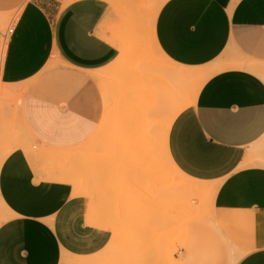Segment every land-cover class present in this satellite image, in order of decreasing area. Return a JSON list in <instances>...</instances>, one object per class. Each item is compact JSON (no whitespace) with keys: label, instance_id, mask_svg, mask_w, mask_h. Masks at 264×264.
I'll use <instances>...</instances> for the list:
<instances>
[{"label":"crops","instance_id":"1","mask_svg":"<svg viewBox=\"0 0 264 264\" xmlns=\"http://www.w3.org/2000/svg\"><path fill=\"white\" fill-rule=\"evenodd\" d=\"M13 10L0 85L20 97L36 145L17 139L0 158V264H104L120 246L112 249L126 202L114 223L87 187L75 194L72 182L53 179L40 150L73 154L99 133L111 70L126 51L115 35L140 33L148 19L172 66L166 74L182 68L201 78L193 97L175 102L167 153L181 173L215 189L203 245L170 253L165 264H228L229 247L239 255L233 264H261L264 0H0V14Z\"/></svg>","mask_w":264,"mask_h":264},{"label":"rangeland","instance_id":"2","mask_svg":"<svg viewBox=\"0 0 264 264\" xmlns=\"http://www.w3.org/2000/svg\"><path fill=\"white\" fill-rule=\"evenodd\" d=\"M18 12L0 14V60L8 31ZM150 25L151 19H148L137 26L140 33L115 35L131 56L122 57L119 65L111 70L108 112L99 133L73 154L40 150L48 155H65L61 160L40 157V165L52 173L53 179L60 175L71 177L69 172L73 170V181L70 182L77 189L87 187L94 205L111 211L114 223L120 221L116 210L119 200L126 202L128 214L120 225H115L116 244L112 249L120 246L105 258L104 264H118L119 261L124 264H165L168 254L203 245L205 229L210 224V195L167 191L168 181L177 180V177L172 176L158 154L160 134L154 139L157 155L142 154L140 131L147 128L152 119L156 120V126L162 125L175 108V102L180 104L194 96L201 79L194 75L184 83L178 77L166 74L165 70L172 66L155 51ZM20 100L15 90L0 85V158L17 139L36 145L22 124ZM124 142H128L127 145L122 144ZM134 142H137L136 146L131 144ZM31 149L35 150L34 145ZM68 154L71 159L76 158L73 168L69 166ZM50 163H53L52 167ZM135 206L140 212L137 218L131 209ZM139 221L143 223L140 227ZM228 253V264H233L238 252L229 247Z\"/></svg>","mask_w":264,"mask_h":264},{"label":"bare ground","instance_id":"3","mask_svg":"<svg viewBox=\"0 0 264 264\" xmlns=\"http://www.w3.org/2000/svg\"><path fill=\"white\" fill-rule=\"evenodd\" d=\"M159 5V4H158ZM161 5V4H160ZM158 7V6H157ZM158 10V9H157ZM154 18V17H153ZM153 20V19H152ZM154 21V20H153ZM2 24V23H0ZM152 37V36H151ZM153 40V39H152ZM151 40V41H152ZM153 43V42H152ZM5 45L3 47V51H4ZM154 49L155 51L160 55L161 52L158 50L157 46L154 45ZM144 52V51H143ZM131 53L130 52H126L124 51L122 53V57H127L129 56ZM162 55V54H161ZM168 61V60H167ZM165 63H163L162 65H164ZM159 68V67H158ZM164 69V68H162ZM166 71V70H165ZM169 77L172 78H179V80L181 79H186V78H190L192 76H194L195 74L193 72H191V70H188V72L184 71L182 68L180 69H169ZM5 88V87H4ZM9 90V89H8ZM12 90V89H11ZM144 92V91H143ZM11 94V93H10ZM8 95V94H7ZM183 104V103H182ZM181 106V105H180ZM186 106V105H185ZM182 108V107H181ZM184 108V107H183ZM180 108H176V110H172L170 112V115L168 113V117H166V120L163 121L162 125H158L159 127L156 126V120L152 119L149 120V124L148 127L145 128L144 130H141L139 133V138L141 139L140 142V146L143 149L142 154L143 155H157L155 152V140L156 139V135L160 134L161 135V143H159V147H158V154L161 155V157L163 158L164 163H166V165L169 168L170 173L172 174L173 177H177V180H175L173 178V180L168 181V185H167V191H172V192H176V191H180V192H187L190 194H207L210 195V197L212 196V194L214 193V185H197L194 186L193 183H199V184H204L203 182H200L198 180H193L187 176H185L183 173H181L178 168L174 165V163L171 161L168 153H167V133L170 127V124L172 122V120L174 119V117L176 116V114L179 112ZM146 121V120H145ZM145 125V122L143 124V126ZM140 126V125H139ZM142 126V128H143ZM12 133V131H11ZM91 138L88 140L90 141ZM87 141V142H88ZM134 141V139H133ZM126 142L122 143L124 145H127ZM137 142L131 143V144H135ZM13 146V147H12ZM136 146V144H135ZM15 147V144L13 143L10 147H8L4 152H6L5 154H8L9 152L12 151V149ZM125 147V146H124ZM137 148V147H136ZM32 155V154H31ZM5 156V155H4ZM47 159L49 160L50 158L52 159H56V160H61V158H63L65 155H58V154H51L48 155L46 153ZM68 159H71V155H66ZM156 157V156H155ZM3 158V157H2ZM31 159V158H30ZM148 159V158H147ZM62 170V169H61ZM77 171V170H76ZM74 172V171H73ZM70 174V172H69ZM75 174V173H74ZM72 177H68L66 175H60L56 180L58 181H63V182H70L73 181L71 179ZM80 190H78L76 187H74V193H78ZM140 222V221H139ZM142 223V222H141ZM143 224V223H142ZM139 224V227L142 225ZM116 229V228H115ZM184 232V231H183ZM116 236V232L114 234ZM175 244V243H174ZM232 257V256H231ZM235 260V259H234ZM80 264V263H77Z\"/></svg>","mask_w":264,"mask_h":264},{"label":"snow or ice","instance_id":"4","mask_svg":"<svg viewBox=\"0 0 264 264\" xmlns=\"http://www.w3.org/2000/svg\"><path fill=\"white\" fill-rule=\"evenodd\" d=\"M262 255H264V254H262ZM242 264H249V262H248V260H245L242 262ZM261 264H264V261H262Z\"/></svg>","mask_w":264,"mask_h":264},{"label":"built area","instance_id":"5","mask_svg":"<svg viewBox=\"0 0 264 264\" xmlns=\"http://www.w3.org/2000/svg\"><path fill=\"white\" fill-rule=\"evenodd\" d=\"M11 32V29H9L8 33Z\"/></svg>","mask_w":264,"mask_h":264}]
</instances>
